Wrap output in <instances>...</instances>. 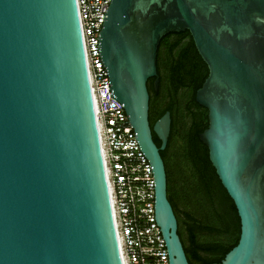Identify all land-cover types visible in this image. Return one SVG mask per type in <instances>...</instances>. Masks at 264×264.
<instances>
[{
	"label": "water",
	"instance_id": "obj_1",
	"mask_svg": "<svg viewBox=\"0 0 264 264\" xmlns=\"http://www.w3.org/2000/svg\"><path fill=\"white\" fill-rule=\"evenodd\" d=\"M184 31L209 71L199 138L241 225L222 264H264V0H110L111 97L152 167L169 263L189 264L160 154L170 113L151 129L147 90L161 39ZM0 264H123L76 0H0Z\"/></svg>",
	"mask_w": 264,
	"mask_h": 264
},
{
	"label": "trees",
	"instance_id": "obj_2",
	"mask_svg": "<svg viewBox=\"0 0 264 264\" xmlns=\"http://www.w3.org/2000/svg\"><path fill=\"white\" fill-rule=\"evenodd\" d=\"M157 65L170 103L160 114L151 103V126L170 112L169 152L160 154L177 233L189 264H222L239 242L241 225L235 204L209 160L208 148L199 138L208 128V110L196 102L195 95L208 77V67L188 31L161 39Z\"/></svg>",
	"mask_w": 264,
	"mask_h": 264
},
{
	"label": "built area",
	"instance_id": "obj_3",
	"mask_svg": "<svg viewBox=\"0 0 264 264\" xmlns=\"http://www.w3.org/2000/svg\"><path fill=\"white\" fill-rule=\"evenodd\" d=\"M109 4L110 0H76L121 259L123 264H170L155 221L152 167L140 151L124 107L111 97L98 51Z\"/></svg>",
	"mask_w": 264,
	"mask_h": 264
},
{
	"label": "flooded vegetation",
	"instance_id": "obj_4",
	"mask_svg": "<svg viewBox=\"0 0 264 264\" xmlns=\"http://www.w3.org/2000/svg\"><path fill=\"white\" fill-rule=\"evenodd\" d=\"M156 65H157V61H156ZM157 75H158V83H157V87L155 86V77L148 79L147 81V90L149 93V123H150V127L151 129H153L154 124L161 118L163 117L164 114H162L160 116V118L151 126V117L152 115L150 114L151 112V103L153 104V106L156 107V109L159 108V114L165 109V107H167L166 105H168L170 103V100L167 99L166 94H165V81H164V74L161 71V69L158 67L157 65ZM179 105V103H178ZM169 112V111H168ZM170 113V112H169ZM171 118V115H170ZM171 127H172V118H171ZM170 134H171V128H170ZM169 134V137H170ZM152 137L154 142L157 141V143L155 142V144L157 145V147H161V141L159 140V138L157 137V135L154 133V131L152 130ZM169 141V138H168ZM168 141H167V145L165 147L164 150H162V152L165 153V155L168 154L169 149H168ZM159 144V146H158ZM161 152V151H160Z\"/></svg>",
	"mask_w": 264,
	"mask_h": 264
}]
</instances>
